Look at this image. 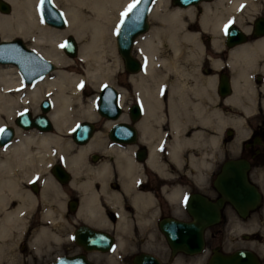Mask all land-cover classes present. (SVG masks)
<instances>
[{
	"label": "flooded vegetation",
	"instance_id": "af4514ba",
	"mask_svg": "<svg viewBox=\"0 0 264 264\" xmlns=\"http://www.w3.org/2000/svg\"><path fill=\"white\" fill-rule=\"evenodd\" d=\"M214 1L188 5L194 43L181 46L176 69L148 80V97L130 78L142 70L127 72L110 115L95 107L78 120L92 124L86 141L60 133L52 155L37 158L34 145H13L55 126L23 128L13 117L0 143V264L77 253L95 264H264V4L204 28L202 5ZM199 235L202 249L191 250ZM89 241L96 248L80 243Z\"/></svg>",
	"mask_w": 264,
	"mask_h": 264
},
{
	"label": "bare ground",
	"instance_id": "6f19581e",
	"mask_svg": "<svg viewBox=\"0 0 264 264\" xmlns=\"http://www.w3.org/2000/svg\"><path fill=\"white\" fill-rule=\"evenodd\" d=\"M7 1L11 3L12 10L9 13L10 15L0 14V36L4 39H9L13 35L26 37V35L29 34L33 38L37 50H39L44 57L53 61L56 66L58 65V69L55 68L39 77L31 83L32 85L26 83L23 73L17 65H15L19 69L17 72L7 70L4 68L5 65H0L1 115H8L9 120L12 121L15 113L17 111L27 110L28 108L25 109L24 107H30L31 102L35 103V105L32 106V108H35L37 103L41 101V97L47 96L51 100L52 106L47 112V115L52 121L53 126H55L57 134L29 132L22 136L15 146L13 145L16 150L22 149L24 151L27 146H29L28 144H32L37 150L35 153L37 154V158H42L46 157L48 153L52 155L51 148L61 143L62 139L58 134L69 132L73 127L72 133L77 140L79 139V135L84 131V128H75L78 119L82 117L89 119L94 118L96 101L92 100V104L86 106V87L90 85L92 89L100 84L108 85L106 83H109V85H111L110 82L112 81L113 73L117 66L115 58L109 56V54L111 56L114 54L115 57L113 32L116 25L119 23L118 14L117 16H115V14L119 12L123 5H126L127 9L128 6L135 3L136 0H55L57 4L59 3L62 6L67 20L66 28L63 30H54L42 24L40 27L42 35L40 36H32L35 20L38 19L41 23L38 14L40 11L39 8H37L38 0ZM198 1L199 0H191L187 5L178 4L179 6L175 5L176 7H172L168 0H154L151 4L149 15L159 24L153 25L150 30L146 31V33L144 32V34L142 33V35L136 38L134 47H136L138 55L144 62V68L136 75H131L136 89L141 92L140 94L143 93V99L148 97L150 92L148 80H153L157 77L160 66L168 65L171 70H174L176 65L175 58L181 46L190 41L194 43L195 34L186 30V27L189 26L191 21L188 20L186 22L185 18L193 17L194 7L188 5L196 4L195 2ZM263 1L264 0H215L212 3H203V14L200 18L201 24L204 28L208 26L214 29L219 28L223 26L227 20L233 18V16L236 17L237 13L242 11L244 7V10H248L251 9L253 5L255 6V3H261ZM180 6L187 7L182 8ZM138 9L139 7L131 11L132 14L129 13L131 14V16H129L130 23H127L129 30H137L141 27L140 23L143 18L142 13H140ZM90 12H92L94 17H87V14ZM119 20L121 21V19ZM232 31H234V29H232ZM68 32L73 33L80 42L78 53V58L82 63V70L80 72L68 69L71 65H74L72 62L73 59L64 54L66 53L64 48L63 53L59 47V42ZM178 33L180 34L179 37ZM237 34L238 32L235 30V32L230 33V36H236ZM164 37L168 42L167 48L172 52L170 57L171 60L164 57L166 51L162 48L163 44H161ZM122 39L123 36L121 37V40ZM11 64L14 65L13 63ZM39 66L40 65L37 67ZM101 90L102 93L99 95L98 107L104 113L110 115V112L112 113L115 110L114 107L111 106L112 96L107 92L106 88H102ZM120 96L122 100H124V95ZM93 98L95 99V96L90 97V99ZM103 106L104 109H102ZM146 109L150 111V107L149 105L147 106V103ZM3 126H6L5 122L0 121V129ZM36 126L41 129L44 128L41 124ZM90 134L88 133L87 137H89ZM28 154L32 155L31 152H28ZM1 167L2 162H0V168ZM93 208V201L90 195L87 194L83 203V209L92 211ZM8 218L12 219L14 215L11 214V216H6V219Z\"/></svg>",
	"mask_w": 264,
	"mask_h": 264
},
{
	"label": "water",
	"instance_id": "95a60500",
	"mask_svg": "<svg viewBox=\"0 0 264 264\" xmlns=\"http://www.w3.org/2000/svg\"><path fill=\"white\" fill-rule=\"evenodd\" d=\"M190 1L191 0H173L175 4H182V5H187L189 4ZM152 2L153 0H139V2L136 3L135 8L139 7L138 11L142 13V18H143L142 22L140 23L141 27L139 29L137 30L128 29L127 23H130L129 16H131L132 14V12H129L131 14L128 13L129 15L123 16L121 18V21L119 22L116 31V36H115L116 48L123 60L124 68L129 72H137L141 68V62L139 58L133 54L132 49L137 36L147 31L149 28L148 13ZM135 8H133L132 11ZM0 10L2 12H10L11 4L9 3V1L0 0ZM39 10L43 21L46 22L47 24L59 28L64 27L66 25V18L63 11L53 2V0H44L43 4H41V0H40ZM230 26L233 27V25ZM122 36L123 39L121 40ZM62 44L65 45V47L62 48L65 49L68 55L70 56L76 55L77 43L74 36L68 35L66 37V40H64ZM0 63H13L14 65H17L18 68L22 71L26 83H31L36 79H38L39 77L45 75L46 73L56 68V65L53 61L44 57L33 48L27 46L20 37H13L9 39L0 40ZM38 65L40 66L37 67ZM102 88H106L107 92L111 94L112 96L111 106L117 108L118 107L116 101L117 98L116 96L118 94L117 89L113 85H109V84L102 86L101 89ZM101 89L99 91V95L100 93H102ZM49 103H50L49 99H43L41 101L40 107L42 113L37 114L38 115V116L36 115L37 117L36 116L31 117L30 112L29 111L27 112V110L21 111L16 117L15 120L16 124H18L23 128H30L38 124H43L44 129L47 130L51 129V120L45 114V112H47L49 109ZM98 109L101 113H104L99 107ZM102 109H104V106L102 107ZM75 128L76 129L84 128L83 129L84 131L82 133L84 137L77 139L78 141L83 142L86 141L87 133L90 134L93 127L90 122L83 121L78 123ZM1 129H4V131L0 132V143L5 142L6 140L12 137L14 128L10 125H6L3 126ZM181 242L187 244L186 246L190 247V245H188L186 240L185 241L183 240ZM80 243H82L87 249L96 248V244H93L92 241L80 242ZM202 245H203V240L199 235L198 239L195 240V245L191 247V250L194 251L201 250ZM171 246L174 248V250L177 249V247H179V245L176 244L175 242H171ZM103 249H107V248H103ZM143 258L145 257L138 256L136 258V263L142 264ZM46 264H94V263L90 261L84 253H77L74 255L59 256L56 259Z\"/></svg>",
	"mask_w": 264,
	"mask_h": 264
},
{
	"label": "rangeland",
	"instance_id": "374dc122",
	"mask_svg": "<svg viewBox=\"0 0 264 264\" xmlns=\"http://www.w3.org/2000/svg\"><path fill=\"white\" fill-rule=\"evenodd\" d=\"M39 1L40 0H38V4H37V8H39ZM54 2H55V0H53ZM71 1V0H70ZM69 1V2H70ZM156 1V0H155ZM169 1V0H168ZM10 3V2H9ZM11 4V3H10ZM55 4L56 5H58L61 9H62V6L58 3H56L55 2ZM262 4H264V1L263 2H261V3H255V6L253 5L252 7H251V9H248V10H245V12H251V11H258V10H260V8H261V5ZM256 7V8H255ZM11 10H12V6H11ZM11 10H10V12H11ZM126 11V5L124 6H122L121 7V9L119 10V12L117 13L116 12V14H115V16H117V14H118V21H120L119 19H121V17H122V14L124 13ZM10 12H2L1 10H0V14H5V15H10L9 13ZM225 13H227V12H225ZM39 14V16H40V21H41V23L38 21V19H36L35 20V25L33 26V29H32V36L33 35H35V36H40V35H42V31L40 30V27H41V25L43 24V25H46V26H48V27H50V28H52V29H54V30H63L64 28H66V25L64 26V27H61V28H59V27H54V26H51V25H48V24H46L43 20H42V18H41V15H40V12L38 13ZM230 14V13H229ZM228 14V15H229ZM88 16L87 17H94V15L92 14V12H90V13H88L87 14ZM246 17L248 16V14L247 15H245ZM148 20H149V29L148 30H150L151 28H152V26L153 25H158L159 23L156 21V20H153V18L149 15V17H148ZM118 25V24H117ZM117 25H116V27H115V29H114V32H113V41H114V50H115V57H114V54H112V56L109 54V56L110 57H113V58H115V60H116V63H117V66H116V68H115V71H114V73H113V78H112V81L110 82L111 83V85H114L117 89H118V91L120 92V95H124V99L126 98V91H127V71L125 70V68H124V63H123V60H122V58H121V56H120V54L118 53V51H117V48H116V39H115V36H116V31H117ZM147 30V31H148ZM146 33V32H145ZM144 34V33H143ZM68 35H72V36H74V34L73 33H70V32H68V33H66L64 36H63V38H62V40L59 42V47H60V50L64 53V50H63V48L61 47V44H62V42L66 39V37L68 36ZM13 37H20V38H22V40H23V42L27 45V46H29L30 48H33L34 50H36V51H38L41 55H43L39 50H37V47H36V45H35V42H34V40H33V38L31 37V35H29V34H27L26 35V37L25 36H20V35H13V36H11L10 38H13ZM74 38H75V40H76V43H77V53H76V55H74V56H70V55H68L67 53H64L65 55H67L68 57H70V58H72L73 59V63H74V65H71L68 69L69 70H72V71H76V72H80L81 70H82V63L80 62V59L78 58V53H79V49H80V42H79V40L74 36ZM2 39H4L2 36H0V40H2ZM161 44H163V49H165V53H164V57L166 58H169L168 60H171V55H172V52H171V50L169 49V48H167L168 46H167V44H168V42H167V40H165V37H164V39H162V42H161ZM58 46V45H57ZM133 53L139 58V59H141L142 60V58L138 55V52H137V50H136V47H134L133 48ZM109 60H111V59H109ZM176 62H177V56H176V58H175V64H176ZM0 65H5L4 66V68L5 69H7V70H11V71H13V72H17V70L19 71V69L15 66V65H12L11 63H0ZM165 67V68H164ZM169 67V68H168ZM56 68L58 69V65L56 66ZM162 68H164V70H166L167 68L168 69H170V66H166V65H162V66H160V69L162 70ZM56 69V70H57ZM175 69H176V65H175ZM54 72V71H53ZM52 73V72H51ZM130 78H131V75H130ZM150 80V79H149ZM151 81V80H150ZM106 84H109V83H106ZM32 85V84H31ZM105 84H100V85H98V86H96L95 88H90V85H87V87H86V90H85V104H86V106H89L90 104H92V100H97V93H98V91H99V89H101V87L102 86H104ZM100 86V87H99ZM91 96H95V99L93 98V99H90V97ZM45 98H48V99H50L49 97H47V96H43V97H41V99L40 100H42V99H45ZM98 99H99V95H98ZM39 103L40 102H38L37 103V105H39ZM35 105V103H33V102H31L30 103V107H24V108H28L29 110H33V108H32V106H34ZM17 112H19V111H17ZM16 112V113H17ZM15 113V114H16ZM15 116V115H14ZM80 119H85L84 117H82V118H80ZM79 120V119H78ZM0 121H3V122H5V124H9V125H12V126H14V122H13V120L11 121V120H9V117H8V115H6V114H0ZM73 129V127L70 129V130H72ZM66 133H68V132H64L63 134L65 135ZM63 134H60V135H63ZM66 136V135H65ZM51 159H47L46 161L48 162V161H50ZM30 246H32L33 248H35V249H38L39 248V245H38V243L37 242H35V241H31L30 243ZM39 251V250H38ZM60 251H58V250H54V251H50L48 254H46V255H44L42 258H39L38 259V261H45V260H49V259H52L53 257H54V254H56V253H59ZM23 255H25V254H23ZM93 259L95 258L94 256H91ZM23 259H24V256H23ZM25 260V259H24Z\"/></svg>",
	"mask_w": 264,
	"mask_h": 264
},
{
	"label": "snow or ice",
	"instance_id": "6c2138e0",
	"mask_svg": "<svg viewBox=\"0 0 264 264\" xmlns=\"http://www.w3.org/2000/svg\"><path fill=\"white\" fill-rule=\"evenodd\" d=\"M43 2H44V0H41V4H43ZM138 2H139V0H136L135 3L130 4V5L128 6V8L126 9V11L122 14V16H127L128 13L131 12L133 8H135L136 3H138ZM229 23H231V22H229ZM227 33H228V26L226 25V26H225V34H227ZM61 47H65V45L62 44ZM3 131H4V129H0V132H3ZM186 199H187V198H186Z\"/></svg>",
	"mask_w": 264,
	"mask_h": 264
}]
</instances>
